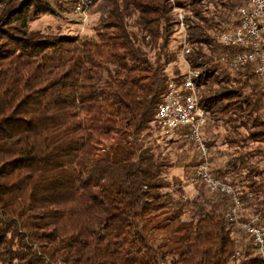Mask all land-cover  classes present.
<instances>
[{
    "label": "trees",
    "instance_id": "16d2710c",
    "mask_svg": "<svg viewBox=\"0 0 264 264\" xmlns=\"http://www.w3.org/2000/svg\"><path fill=\"white\" fill-rule=\"evenodd\" d=\"M100 1L95 34L72 36L31 23L73 15L77 0H0V264H264L230 219L229 195L172 189L170 169L189 182L200 165L186 130L168 140L193 151L176 160L147 143L170 84L185 78L166 55L180 9L187 61L203 71L211 174L264 232L261 82L254 64L233 67L242 49L215 38L247 0Z\"/></svg>",
    "mask_w": 264,
    "mask_h": 264
},
{
    "label": "built area",
    "instance_id": "2783aa9c",
    "mask_svg": "<svg viewBox=\"0 0 264 264\" xmlns=\"http://www.w3.org/2000/svg\"><path fill=\"white\" fill-rule=\"evenodd\" d=\"M100 0H77L74 13L85 21L86 9ZM234 21L222 23V29L216 33L217 42L224 47L242 49L232 60L234 68L255 65V74L261 82L264 95V0H247L246 5L237 7ZM185 27L183 17L179 23ZM226 56L223 60H226ZM189 65V69H190ZM197 75L188 72L181 84L172 82L169 90L158 107L154 125L162 135L170 140L176 138L182 129L185 137L194 143L200 158V165L192 174L191 185L204 184L211 192H220L231 197V220L240 230L253 238L257 251L264 260V232L257 218L241 220L243 200L241 194L231 184L211 174V155L204 138L203 128L207 121V111L202 107L197 91Z\"/></svg>",
    "mask_w": 264,
    "mask_h": 264
},
{
    "label": "rangeland",
    "instance_id": "374dc122",
    "mask_svg": "<svg viewBox=\"0 0 264 264\" xmlns=\"http://www.w3.org/2000/svg\"><path fill=\"white\" fill-rule=\"evenodd\" d=\"M176 2L177 0H173ZM208 1V0H207ZM244 1V0H243ZM102 1H99L97 4L86 9L85 12V21H82L75 13L73 15L64 14L61 17L52 16V15H43L36 21L31 23L32 30L45 31L47 33H60L67 35H84L92 36L95 34L94 30L98 26L100 13L98 12V7ZM213 10V8L211 9ZM178 21L180 23L181 18L185 27L177 29L175 38L173 39L171 46L169 48L168 56L169 65L168 70L172 74H187L192 72V74L197 75L198 79L200 77V72L202 70L196 71L191 66L189 69V63L187 61V55L189 54L188 50V29L186 23L185 13L178 9L176 10ZM204 81V78L202 79ZM210 82V81H209ZM209 86H212L210 83ZM148 145L153 146L156 151V154H163L167 156L169 160H176L177 155L181 153H193L190 144H183L179 142L177 145H169L168 139H166L160 131L154 132L152 136L148 138ZM183 145V147H182ZM169 181L172 185V189L180 191L183 195H195L196 190L194 185L189 184L186 181L185 174L183 170L179 167L170 169L168 172Z\"/></svg>",
    "mask_w": 264,
    "mask_h": 264
}]
</instances>
